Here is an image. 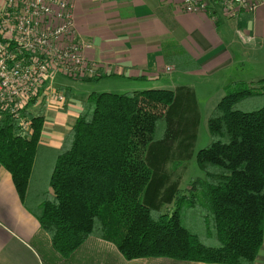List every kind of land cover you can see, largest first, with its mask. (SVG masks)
I'll use <instances>...</instances> for the list:
<instances>
[{"label":"trees","instance_id":"16d2710c","mask_svg":"<svg viewBox=\"0 0 264 264\" xmlns=\"http://www.w3.org/2000/svg\"><path fill=\"white\" fill-rule=\"evenodd\" d=\"M175 65L198 67L186 52ZM223 91L207 119L210 142L195 154L203 176L183 191L159 193L166 143L193 139L182 121L185 101L195 103L189 86L91 92L57 147L41 140L45 109H30L44 97H31L17 115L0 112V166L62 258L97 237L128 260L254 264L264 239V78Z\"/></svg>","mask_w":264,"mask_h":264},{"label":"crops","instance_id":"0c3cea01","mask_svg":"<svg viewBox=\"0 0 264 264\" xmlns=\"http://www.w3.org/2000/svg\"><path fill=\"white\" fill-rule=\"evenodd\" d=\"M70 2L76 32L91 44L85 53L98 63L101 78H216L218 86L223 87L230 78H264V4L253 11L230 14L216 4H211L207 11L185 12L180 8V0ZM182 52L198 63L196 69H176L177 56ZM48 83L57 89L67 87L71 94L64 110L44 107L46 121L41 140L57 147L74 122L82 100L91 92L80 98L72 84ZM195 103L193 108L197 107ZM0 264L214 263L162 257L128 260L114 244L97 237H89L70 257L62 258L53 250L36 219L23 207L10 173L0 166ZM254 264H264V239Z\"/></svg>","mask_w":264,"mask_h":264},{"label":"built area","instance_id":"2783aa9c","mask_svg":"<svg viewBox=\"0 0 264 264\" xmlns=\"http://www.w3.org/2000/svg\"><path fill=\"white\" fill-rule=\"evenodd\" d=\"M211 4L238 14L255 10L264 0H180L185 12L207 11ZM90 47L76 32L70 0H4L0 3V112L17 115L38 95L44 97L46 109L63 108L68 102L64 92L45 83L56 74L99 76L98 63L85 53Z\"/></svg>","mask_w":264,"mask_h":264},{"label":"rangeland","instance_id":"374dc122","mask_svg":"<svg viewBox=\"0 0 264 264\" xmlns=\"http://www.w3.org/2000/svg\"><path fill=\"white\" fill-rule=\"evenodd\" d=\"M54 79L55 78H52L51 82L54 81L55 85L60 83L72 84L75 95L80 98L85 97L87 93L92 91L98 93H123L126 91H139L144 88L159 87L175 90L178 86L172 85L173 83L180 84V86H187V84L192 85V87H189L192 91L197 107L193 108V106L190 105V102L185 101L183 112L186 116H182V121L187 129H189V125L194 126V129L190 131V133L193 134V139L188 144L186 143L188 141L183 140L181 142L179 141L180 139L171 144L166 143L168 145L167 151L166 153L164 150L162 151V154L167 157V162L165 164L166 181H164V184L161 186L159 193L161 195L162 192H168L172 189L174 191L176 187L183 191L190 180L203 176L202 170L196 163L195 154L199 149L205 147L210 142V136L207 129V119L213 107L224 94L223 86H218L216 78L210 80H205V78H160L150 81H132L128 78L107 77L96 81L92 80L86 82L65 75L56 74V79ZM258 79L260 78H230L228 82L232 80L255 82ZM184 92H186V90H179V95H184ZM40 99L41 97L38 100ZM198 105H200V108ZM43 107H45L44 102L30 105V109L34 113L41 112L42 109H45ZM54 109L62 110L59 108ZM187 129L186 131H188ZM179 144L183 147L182 150L177 149ZM160 173L163 175L162 170ZM162 208L163 210H170L171 205L162 204Z\"/></svg>","mask_w":264,"mask_h":264}]
</instances>
